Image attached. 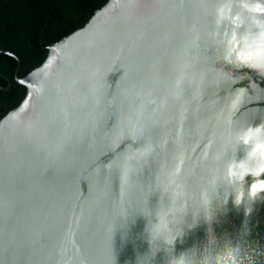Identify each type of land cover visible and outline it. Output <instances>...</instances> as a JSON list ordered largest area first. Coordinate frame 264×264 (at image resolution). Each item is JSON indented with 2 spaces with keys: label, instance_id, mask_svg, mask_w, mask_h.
Instances as JSON below:
<instances>
[{
  "label": "water",
  "instance_id": "95a60500",
  "mask_svg": "<svg viewBox=\"0 0 264 264\" xmlns=\"http://www.w3.org/2000/svg\"><path fill=\"white\" fill-rule=\"evenodd\" d=\"M221 2L106 0L21 77L0 48L25 87L0 118V264H264V192L234 204L217 159L264 122V75L220 59Z\"/></svg>",
  "mask_w": 264,
  "mask_h": 264
},
{
  "label": "clouds",
  "instance_id": "9594fccd",
  "mask_svg": "<svg viewBox=\"0 0 264 264\" xmlns=\"http://www.w3.org/2000/svg\"><path fill=\"white\" fill-rule=\"evenodd\" d=\"M215 25L219 31L214 35L222 44V62L264 75V0H222L215 10ZM231 145L217 159L225 162L223 177L232 187L228 196L240 205L245 190L251 200L264 192V122L236 129ZM246 177H251L247 188Z\"/></svg>",
  "mask_w": 264,
  "mask_h": 264
},
{
  "label": "trees",
  "instance_id": "16d2710c",
  "mask_svg": "<svg viewBox=\"0 0 264 264\" xmlns=\"http://www.w3.org/2000/svg\"><path fill=\"white\" fill-rule=\"evenodd\" d=\"M106 0H0V48L19 57L17 76L41 63L47 44L87 21ZM14 57L0 52V118L14 108L25 87L14 79ZM8 88H3L7 86Z\"/></svg>",
  "mask_w": 264,
  "mask_h": 264
}]
</instances>
